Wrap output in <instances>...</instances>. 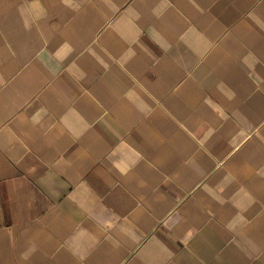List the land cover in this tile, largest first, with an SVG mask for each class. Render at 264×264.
<instances>
[{
  "label": "crops",
  "instance_id": "1",
  "mask_svg": "<svg viewBox=\"0 0 264 264\" xmlns=\"http://www.w3.org/2000/svg\"><path fill=\"white\" fill-rule=\"evenodd\" d=\"M0 264H264V0H0Z\"/></svg>",
  "mask_w": 264,
  "mask_h": 264
}]
</instances>
